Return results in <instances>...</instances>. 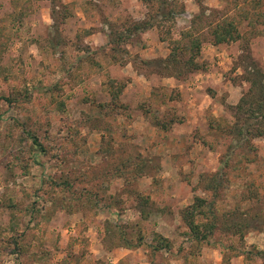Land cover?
I'll return each mask as SVG.
<instances>
[{"label": "rangeland", "instance_id": "374dc122", "mask_svg": "<svg viewBox=\"0 0 264 264\" xmlns=\"http://www.w3.org/2000/svg\"><path fill=\"white\" fill-rule=\"evenodd\" d=\"M262 15L235 0H0V264H264V138L252 162L227 158L232 137L210 125L233 120L248 70H264ZM232 18L241 38L214 45L209 25ZM190 29L201 69L164 77ZM112 80L125 88L105 115ZM196 197L216 201L219 224L200 244L183 219Z\"/></svg>", "mask_w": 264, "mask_h": 264}, {"label": "trees", "instance_id": "16d2710c", "mask_svg": "<svg viewBox=\"0 0 264 264\" xmlns=\"http://www.w3.org/2000/svg\"><path fill=\"white\" fill-rule=\"evenodd\" d=\"M148 1L151 2L152 0ZM249 1L254 3V8H259L264 4V1L262 0H235L236 5L243 8ZM169 13L163 12V21L168 19L169 15L172 14V11ZM246 17H248V14ZM262 17H264V15H262ZM153 18L155 19L156 17ZM235 21L236 20L233 18L229 20H220V22L218 20V22L209 25L214 39V45L234 44L239 41L241 36L238 30V24ZM155 25V23L149 21L145 24L139 23L128 26L125 31L126 33L115 32L118 37L117 39L114 37L116 40L112 38L111 44H122L126 42L132 34L146 33L147 31L155 28ZM250 26L255 30L256 25L253 22H250ZM112 30L113 29L111 28V34L113 33ZM254 34L256 35V33ZM202 44L203 42L200 39L199 34L196 35L194 30L190 29L186 32H182L179 40L172 41L173 47L168 56L165 59L159 60L158 65H161L160 67L164 69L162 72L159 71V73H161L164 77L186 79L190 73L200 70L201 66L197 63V58L201 54ZM146 63L150 64L151 62L148 61ZM248 75L249 76L246 77V81L249 83L250 88L243 94L236 105L228 107L233 120L229 121L227 119L213 118L210 121V125L212 130L215 129L218 132H222L226 137H232V145L230 146L229 152L226 154L227 158H232L239 153V155H243V158L245 159L244 161L252 162L253 160L248 157L249 154L257 151L254 141L256 139L264 138V70L258 67L255 70L250 69L248 70ZM114 84L115 82L112 80L110 82V91L114 96V103L98 105L100 112L105 115H109V113H111L109 110H114L115 107L118 106L116 104V100L119 99L123 89L125 88L124 84L121 88H118ZM113 92H115V94H113ZM4 100L11 105L15 104L14 101H18L16 98H4ZM88 118L89 120L92 119V117ZM26 133L27 138L31 140L32 146L35 149H38L40 153H44L45 148L37 135H34L30 131H27ZM240 160L243 161L242 158H240ZM230 162L231 160H228L225 163L223 162V167L228 168L230 166ZM223 171L224 169H222L218 175L221 177H223L222 175H226L224 174L225 171ZM224 179L220 181L216 176L212 177V184L206 187L207 191L211 190L215 192L213 198H216V191H220L221 188L226 189V185L223 186L224 183H226L223 181ZM257 198L256 193L253 195V201L255 200L258 202ZM215 203L216 201L210 202L206 199L196 197L194 203L183 211V219L191 231V236L199 244L207 242L214 235L215 230L219 228L218 222H215ZM10 207L13 208L14 206ZM197 218L203 220L204 222L197 223ZM10 240L14 246V251L18 254L22 253L23 246L19 240L14 239L13 237H11ZM126 244L128 248L132 249L135 247L130 242ZM166 247H169V244H166ZM155 251H160V247H155ZM258 253L264 255V251H259Z\"/></svg>", "mask_w": 264, "mask_h": 264}]
</instances>
